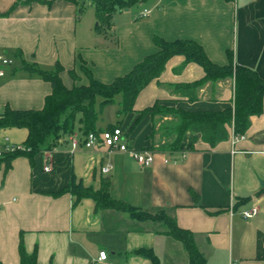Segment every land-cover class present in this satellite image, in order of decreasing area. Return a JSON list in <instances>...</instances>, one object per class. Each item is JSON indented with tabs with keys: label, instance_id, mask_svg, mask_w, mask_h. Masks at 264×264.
<instances>
[{
	"label": "crops",
	"instance_id": "1",
	"mask_svg": "<svg viewBox=\"0 0 264 264\" xmlns=\"http://www.w3.org/2000/svg\"><path fill=\"white\" fill-rule=\"evenodd\" d=\"M92 9L85 11V5ZM150 11L143 16L144 10ZM90 12V13H89ZM192 39L218 65L229 62L256 70L264 78V0H136L118 10L98 28L95 0H0V53L14 60L0 77V115L6 107L41 110L53 91L51 82L26 70V64L56 70L64 85L89 83L93 77L110 83L129 73L146 56L158 51L154 37ZM205 71L175 55L159 78L138 95L134 112L119 115L122 94L113 111L99 110L105 129L121 125L130 146L150 149L151 116L136 123L139 113L164 101L189 111L233 107L234 81L219 82L215 101L205 87L191 102L166 86L202 79ZM115 96V97H116ZM111 106V105H110ZM108 114V115H107ZM99 115V116H100ZM81 115L78 114V118ZM23 144L24 127L0 128ZM82 138L81 124L71 134L50 138L52 148L34 157L19 155L7 168L0 163V261L20 264V245L37 253L38 264H94L100 251L109 264H154L140 249L153 250L161 264H190L183 243L166 234L161 220H138L127 211L98 208L92 197L60 191L75 176L86 186H105L115 198L143 210L164 209L182 229L193 233L205 264H264V111L251 118L244 137H230L211 146L200 133L186 132L178 149L153 150L155 161L142 166L129 152L104 145L72 150L71 139ZM49 157L52 171L44 165ZM112 168L103 172L102 167ZM258 206L245 218L241 211Z\"/></svg>",
	"mask_w": 264,
	"mask_h": 264
},
{
	"label": "trees",
	"instance_id": "2",
	"mask_svg": "<svg viewBox=\"0 0 264 264\" xmlns=\"http://www.w3.org/2000/svg\"><path fill=\"white\" fill-rule=\"evenodd\" d=\"M136 0H95L98 17V28L109 24L113 15L120 9L128 7ZM154 43L158 51L146 56L127 74L116 78L110 83L95 79L88 71L89 83L86 85L67 88L56 70H46L36 65L26 64V70L35 73L51 82L53 91L46 97L45 106L41 110H15L6 107L0 115V128L24 127L28 129V136L23 148L6 152L0 157V163L5 161L7 168L11 161L19 155H27L32 162L34 157L44 148L51 149L50 138H58L59 132L71 134L76 123L81 124L84 135L91 131H100L97 127L99 112L95 108L97 97H101V106L115 101V96L122 94L119 115L125 116L134 112V105L140 92L154 79L160 77L170 58L183 55L186 64L195 62L203 67L205 76L193 82L173 83L166 85L170 91L188 101L200 100L202 90L209 87L213 91L209 100H217L215 89L219 82L232 79L234 81L233 107L222 110L189 111L168 105L164 101H157L154 105L142 110L136 121L151 116L153 131L150 136L152 150L178 149L186 132L200 133L204 141L211 146L230 137V129L234 135H244L251 125V118L261 115L264 111V78L249 67L239 66L234 61L232 51H228L229 62L226 65L214 63L207 55L203 46L192 39L165 40L155 36ZM78 114L81 116L78 118ZM111 125L107 129H112ZM160 141L159 146H156ZM70 191L77 196L92 197L97 207H109L127 211L138 220H161L165 224V233L181 241L188 253L190 264H205V258L196 246L193 233L178 226L175 218L164 209L150 212L131 203L113 197L105 186L95 189L77 181L73 176L60 191ZM138 254L149 257L154 264H161L153 250L140 249ZM0 264H3L0 261ZM20 264H38L37 253H29L23 244L20 245Z\"/></svg>",
	"mask_w": 264,
	"mask_h": 264
},
{
	"label": "built area",
	"instance_id": "3",
	"mask_svg": "<svg viewBox=\"0 0 264 264\" xmlns=\"http://www.w3.org/2000/svg\"><path fill=\"white\" fill-rule=\"evenodd\" d=\"M80 1H92V0H80ZM149 10L145 9L143 16H148ZM14 60L0 53V77L6 75L9 68L13 67ZM244 137V135H234L233 141ZM72 150L78 148L83 144L86 148H93L99 145H104L108 149H118L121 151L129 152L142 166H151L155 161V152L150 149H138L130 146L126 132L121 126H115L112 129H102L100 131H91L84 135L82 138L74 136L71 139ZM23 144L12 142L8 136H5L3 141H0V157L6 152L14 151L18 148H23ZM112 168V164L108 163L102 167L103 172H108ZM46 171H52L53 165L49 161V157L44 165ZM259 211V207L254 205L250 208L241 211V215L245 218H251L255 216ZM94 264H109L107 262V252L100 251L99 257L94 261ZM231 264H236L232 262Z\"/></svg>",
	"mask_w": 264,
	"mask_h": 264
},
{
	"label": "rangeland",
	"instance_id": "4",
	"mask_svg": "<svg viewBox=\"0 0 264 264\" xmlns=\"http://www.w3.org/2000/svg\"><path fill=\"white\" fill-rule=\"evenodd\" d=\"M85 11L86 10H89V11H91L90 9H92L91 7V5H89V4H86L85 6ZM90 13V12H89ZM82 70H83V73L84 74H86V75H88V71H89V69L86 67V66H82ZM121 95V94H120ZM120 95H118V96H116L115 97V101L114 102H116V100L118 99V97H120ZM113 102V103H114ZM111 105V106H110ZM110 105H108V106H106L107 107V113L109 114L110 113V111H113V109H115V107H116V103H115V106H112V105H114V104H110ZM96 108H97V110H99V112H100V110H101V108L99 107V102L96 104ZM107 114V115H108ZM79 115H81V114H79ZM100 115V114H99ZM99 121L101 122L102 121V118H101V115L99 116ZM60 134L59 135H64L65 133L64 132H59ZM159 144H160V141H158L157 142V144H156V146H159Z\"/></svg>",
	"mask_w": 264,
	"mask_h": 264
}]
</instances>
